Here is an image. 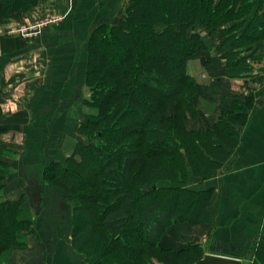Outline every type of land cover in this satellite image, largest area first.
I'll return each mask as SVG.
<instances>
[{
	"label": "rangeland",
	"instance_id": "1",
	"mask_svg": "<svg viewBox=\"0 0 264 264\" xmlns=\"http://www.w3.org/2000/svg\"><path fill=\"white\" fill-rule=\"evenodd\" d=\"M30 1L33 0L21 1V4L25 7H19V10L16 11L11 9L1 11L2 3L0 2L1 39L4 37H7V39L12 38L25 44L28 40L31 41L42 34L44 30L39 35H36V32L45 20H53V18L57 20L61 17V14H56L55 12H38L36 14L38 19L29 20L31 17L30 11L38 5H34L29 9L28 4ZM239 1V5H244L246 0ZM129 2L130 0H128L127 7L124 9H106L94 6L92 13L88 14L87 17L89 23L82 26H68L73 28L75 33L82 35L80 39L84 42L86 67L84 75L86 74L85 80L88 85L87 91L89 92V96L85 99V118L80 127V131L83 133L82 141L76 144L74 152L66 159L56 161L49 158L44 163H40L42 162L43 153L41 154L36 148H40L44 152V149L48 147V156L51 157L50 150L55 146L56 141L48 144L46 141L40 142L41 139L27 138L24 134L20 136L15 131V128L12 131L6 128L0 131V148L7 154H4L5 156L2 157V160L4 161L3 164L9 167L7 175L5 176L2 173V179L0 180V185H2L0 189V208L3 204L5 205V203L11 201L16 203L18 207L30 208L32 212L31 221L21 224V229L18 231V235L25 236L23 239L26 240V244L13 246L9 261L2 264L82 263L84 260H88V254L74 245L76 235L77 238H82L80 240L82 242L81 245L91 247L92 250V247L96 245V238L100 234H107L102 227L92 225V221L99 220L100 213L98 207L95 211H92L95 207L91 208L93 206L92 200H95L96 196V188L93 186L97 179L95 171H77L74 174V178L63 175L62 172L63 166L73 168V161L82 160L80 154L76 156L75 160H70V158L79 145L97 143L96 135L92 136L90 134L93 130L103 129L105 125L103 124L96 128L91 124L94 116L101 115V109L98 105L91 103L94 90L89 85V42L99 26L118 24L123 18H126ZM113 3H115L114 0L111 4ZM245 10L244 13L253 14L256 12V5L249 6ZM249 10L252 12L247 13ZM69 16V14H66L65 18ZM99 17H101V20H99ZM165 27V23L156 25L157 31H161ZM238 27L242 28L241 26ZM245 27H247V24ZM130 31L132 34H138L141 39L146 37L144 28H132ZM250 37H245V44H247L246 42L249 41ZM252 37H256V35ZM99 38L101 39L102 36H99ZM71 42L67 41L66 43L69 45ZM82 42H80L81 45ZM110 47V45H107V48ZM207 49H209V45ZM216 51H219L218 47ZM220 54L222 55V53ZM200 56L201 54H198L187 60L186 68L188 72L189 62L198 59ZM255 56H253L252 61L249 59L253 67L251 71L241 72L242 74L240 75V71L228 74L223 70L222 75L220 73L210 75L209 77L212 81H216L215 76H220L221 78L217 77V81H221L218 83H223L222 85H217L218 87H216L215 91L199 86L200 80H208V73L204 72L199 77L196 76L197 78L192 75L198 86H196L197 88H185L179 95L172 98L169 110L165 116H182L186 127L194 131L213 130L211 128L215 129L217 126L218 128L215 130H219L220 135L227 140L228 146L226 149L229 152L223 150L221 152L219 149L207 145L203 148L204 151L196 150L197 152L193 153L199 168L203 170L213 166V160L225 159L216 168V173L212 177L196 173L190 174L186 186L196 191L208 190L207 194H195L193 196L185 194L180 196V194L175 195L172 192L163 191L161 193L160 201L164 207L178 209L180 212L177 213V220L167 229L157 248H147V253L154 264H190L193 260L207 253L239 257L245 263L253 261L256 256V249L258 248L264 222V105L261 103L257 104L253 97L250 83L262 84L264 83V77L256 76V73L253 72L256 69L252 63L253 61L256 63ZM242 67L244 66L242 65ZM28 69V59L25 61L20 60V63L15 68V70L21 72ZM14 80L16 81L13 82V79L6 80L4 84V88H6V93H3L5 102L9 100L7 98L10 95L8 86L13 83V85L19 86L26 84L24 81L21 82L23 80L22 73L20 76H16ZM228 81L236 83V87L233 90L226 83ZM241 84L246 86L240 88ZM131 90L132 87L128 86L124 91L132 95ZM22 96L23 94L21 93L20 97L22 98ZM119 99H114L113 104L119 102ZM1 102L0 117L2 120L0 124L10 120L1 116L3 113ZM7 106L8 103H6ZM255 106L256 111H254ZM113 108L112 105V110ZM125 109L127 108L116 106V114L110 117L114 122L111 125L112 129L121 126L120 120L123 116L119 117L118 115H124ZM128 118L133 119V115ZM128 121L127 119L123 125L128 123ZM117 123L120 125H116ZM256 123H259L260 126H256ZM236 132L238 135H236ZM233 136H237V143ZM31 141L33 142L31 143ZM27 143H31L34 151L23 155ZM226 152L227 155H225ZM206 153L210 154L213 159L208 158ZM144 156L145 154L140 156L136 165L137 170L135 169L133 177L134 185L138 184L139 199L133 209L128 231L122 235L133 246L132 248L135 246L145 248L142 244L143 242L139 241V237H141V223L147 208V201H149L153 190L150 183H140L149 182L158 174H164L163 168L158 167L156 169L148 166L149 160L157 162L156 157L147 159ZM100 159L104 160L102 156H100ZM13 167H18L20 170L15 171ZM19 171L22 174L21 178L17 176ZM59 175L62 176L60 181L53 178V176L59 177ZM179 185L182 186L180 183L170 180H159L157 183L160 188L162 186ZM91 198L93 199L91 200ZM81 204L84 205L83 209L80 207ZM189 216H192L191 220H199L206 217V221L192 223L188 220ZM88 221L91 222L88 223ZM116 236L120 235H115L114 233L111 235L115 240ZM107 241L109 240L107 239ZM187 248L189 250H184ZM115 249L122 255L126 254V256L132 253V249L120 244ZM179 251L182 252L178 255H172V253ZM108 257L117 258L115 255H107L106 258ZM114 260L116 262L122 261L121 259Z\"/></svg>",
	"mask_w": 264,
	"mask_h": 264
},
{
	"label": "trees",
	"instance_id": "2",
	"mask_svg": "<svg viewBox=\"0 0 264 264\" xmlns=\"http://www.w3.org/2000/svg\"><path fill=\"white\" fill-rule=\"evenodd\" d=\"M21 1L24 0H0L1 11L24 8ZM39 2L40 0L30 1L28 8ZM239 2V0H130L126 18L118 24L99 26L93 33L89 42V85L94 90L91 103L100 107L101 115L94 116L91 124L96 128L105 125L103 129L93 130L90 134L96 135L97 143L79 145L70 158L75 160L80 154L82 160L73 161V168L63 166L62 173L74 178L77 171H95L97 179L93 186L96 188V196L95 200L91 198L93 203L91 208L95 207L92 209L95 211L98 207L100 213L99 220L92 221V225L102 227L107 234H100L96 238V245L92 250L91 247L81 245L82 238H77L76 235L74 245L88 254V260L78 264H154L147 253V248H157L180 212L178 209L164 207L160 201L161 193L172 192L180 196L208 193V190L196 191L187 187L188 178L191 173L212 177L216 173V168L225 159L213 160L214 165L203 170L199 168L193 153L198 150L204 151L203 148L207 145L221 152L222 150L229 152L226 149L227 140L220 135L219 130H215L217 126L215 129L211 128L213 130L194 131L186 127L182 116L167 117L165 114L174 96L179 95L185 88L198 87L194 77L188 72L186 63L189 58L198 54L203 55L208 50V42L202 29L208 34H215L219 39L218 49L225 58L226 73L240 71L241 75L244 71L253 69L249 59H253L256 51L247 55L243 53L253 51L256 47V38L260 37L261 33L264 34V16L259 15L258 10L253 14L249 13L251 10L247 12L249 14L244 13L247 7L256 5L255 0H246L244 5H239ZM159 23L166 24L161 31L156 29ZM132 28H144L146 37L141 39L138 34H132L130 31ZM245 35L251 36L247 44ZM254 35L256 37H252ZM252 39L254 40L251 41ZM263 41L264 37L258 42L262 52ZM107 45L111 47L107 48ZM253 72L255 73V70ZM128 86L132 87V95L124 91ZM116 98H120L119 102L113 104ZM117 105L127 108L123 114L128 116L119 114V117L123 116L120 120L121 126L112 129L111 125L114 122L110 117L116 114ZM130 115H133V119L128 118ZM127 119L128 123L123 125ZM1 130L3 128H0ZM233 138L237 143V136ZM4 154L7 155L0 148V180L2 173L6 176L9 171V167L3 164ZM143 154L147 159L156 157L157 160L156 163L149 160V165H144L156 169L163 168L164 174H158L149 182L140 183H150L153 190L142 219L141 237L140 240L137 239L143 242L145 248L139 246L132 248L133 246L122 235L128 231L133 209L139 199L138 184L134 185L133 177L136 165ZM100 156L104 160L100 159ZM207 157L213 159L210 154H207ZM61 177L53 176L59 181ZM159 180L175 181L182 186L160 188L157 186ZM1 187L2 185L0 189ZM15 206L16 203L10 201L0 208V264L9 261L13 246L26 244V240L23 239L25 236L18 235V231L21 224L31 221L32 212L28 207ZM80 207L83 209L84 205L81 204ZM189 217L188 220L192 223L206 221V217L199 220H191L192 216ZM113 233L120 236H116L115 240L111 237ZM119 244L132 249V253L127 256L120 254L115 249ZM180 252L182 251L174 252L172 255H178ZM107 255H115L117 258L114 259H121L123 263L116 262L110 257L106 258ZM246 264H264V222L256 256L253 261Z\"/></svg>",
	"mask_w": 264,
	"mask_h": 264
},
{
	"label": "crops",
	"instance_id": "3",
	"mask_svg": "<svg viewBox=\"0 0 264 264\" xmlns=\"http://www.w3.org/2000/svg\"><path fill=\"white\" fill-rule=\"evenodd\" d=\"M112 1L43 0L30 11L29 20L38 19L36 16L38 12H55L61 14V17L57 20L53 18L54 21L44 29L41 35L31 41L28 40L25 44L20 40L7 39L4 36V38H0V101H2L3 109L1 116L4 119L5 117L10 119L6 123L1 122L0 128L11 131L15 128L20 136L24 134L27 138L41 139L40 142L46 141L48 144L56 141L55 146L50 150L51 157L48 156V147L44 149V152L40 148H36L41 154L43 153L40 163H44L49 158L56 161L68 158L74 152L76 144L82 141L83 133L80 131V127L85 118V99L89 96L85 80L86 74L84 75L86 69L84 42L80 39L82 35L75 33L74 29L68 26H82L89 23L87 17L92 13L94 6L106 9L127 7L128 0H114L115 3L111 4ZM256 11L259 15L264 16V0H256ZM66 14L70 16L65 18ZM100 18L99 20H101ZM202 33L208 42L209 49L198 59L191 60L188 68L194 77H199L204 72L208 73V80H203L204 82L200 80L199 86L215 91L217 85L223 83L217 81V77L220 76H215L216 81H212L209 76L221 74L226 61L220 54L222 52L216 51L219 43L217 36L208 34L204 29H202ZM261 34L256 38V47L252 51H256V63L254 61L252 63L256 68V76L264 77V56L262 47L260 48L258 44L259 40L264 37V34ZM67 41L72 42L68 45ZM252 52L249 50L243 54L247 55ZM26 59L29 62V69L22 72L15 70L20 60L25 61ZM250 60L252 61V59ZM21 73L23 78L21 82L24 81L27 85L19 86L13 85V83V86H8L10 95L7 98L9 100L5 102L3 93H6V88H4L6 80L13 79L15 82L14 78L20 76ZM226 83L230 85L231 90L236 87V83L229 81ZM250 84L257 104L264 105V83ZM245 86L241 84L239 87L244 88ZM21 93L23 94L22 98L20 97ZM6 103H8L7 107ZM254 111H256V106ZM3 123L5 124L3 125ZM256 126H260V124L256 123ZM31 143L26 144L23 155L34 151ZM13 169L20 170L18 167H13ZM21 175L19 171L18 178H21Z\"/></svg>",
	"mask_w": 264,
	"mask_h": 264
},
{
	"label": "water",
	"instance_id": "4",
	"mask_svg": "<svg viewBox=\"0 0 264 264\" xmlns=\"http://www.w3.org/2000/svg\"><path fill=\"white\" fill-rule=\"evenodd\" d=\"M193 264H246L243 259L239 257H232L229 255L207 253L201 259Z\"/></svg>",
	"mask_w": 264,
	"mask_h": 264
},
{
	"label": "built area",
	"instance_id": "5",
	"mask_svg": "<svg viewBox=\"0 0 264 264\" xmlns=\"http://www.w3.org/2000/svg\"><path fill=\"white\" fill-rule=\"evenodd\" d=\"M54 20H45V22H43L40 26V28L38 29V31L36 32V35H39L45 28H47L48 26L51 25V23L53 22ZM263 55H264V50H263Z\"/></svg>",
	"mask_w": 264,
	"mask_h": 264
}]
</instances>
